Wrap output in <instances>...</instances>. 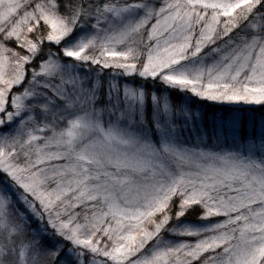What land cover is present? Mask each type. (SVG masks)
<instances>
[{
    "label": "snow or ice",
    "instance_id": "snow-or-ice-1",
    "mask_svg": "<svg viewBox=\"0 0 264 264\" xmlns=\"http://www.w3.org/2000/svg\"><path fill=\"white\" fill-rule=\"evenodd\" d=\"M243 105L264 0H0V264H264Z\"/></svg>",
    "mask_w": 264,
    "mask_h": 264
},
{
    "label": "rangeland",
    "instance_id": "rangeland-1",
    "mask_svg": "<svg viewBox=\"0 0 264 264\" xmlns=\"http://www.w3.org/2000/svg\"><path fill=\"white\" fill-rule=\"evenodd\" d=\"M180 99L179 95L178 94H173V100L174 102H178ZM214 102H206V101H200L196 98H194L193 100V107L195 109H198L202 112L203 114V117H204V127H210V120H211V117L213 116V114L215 113H221V112H225V111H222L220 109H213V110H209L208 112L204 110V106L206 104H212ZM263 109L264 110V106H261V105H243L241 106V112L242 114L244 115L245 117V122L247 123V121L250 119V118H255L257 121H259L261 116L259 114H257V112L255 113H252L250 110L251 109ZM196 219V218H195ZM195 219H192V220H195Z\"/></svg>",
    "mask_w": 264,
    "mask_h": 264
},
{
    "label": "trees",
    "instance_id": "trees-1",
    "mask_svg": "<svg viewBox=\"0 0 264 264\" xmlns=\"http://www.w3.org/2000/svg\"><path fill=\"white\" fill-rule=\"evenodd\" d=\"M213 109H216V110L217 109H220L222 111H226V106H221V105H219L217 103L206 104L204 106V110L207 111V112L209 110H213ZM250 111L252 113L257 112V114H259L261 116L260 118H264V110L263 109H257V108H255V109H251ZM196 215H198V214H196ZM196 215H193L192 217H190V219H195L196 218Z\"/></svg>",
    "mask_w": 264,
    "mask_h": 264
}]
</instances>
